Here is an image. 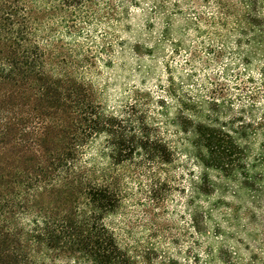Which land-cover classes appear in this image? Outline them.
<instances>
[{"label": "rangeland", "instance_id": "rangeland-1", "mask_svg": "<svg viewBox=\"0 0 264 264\" xmlns=\"http://www.w3.org/2000/svg\"><path fill=\"white\" fill-rule=\"evenodd\" d=\"M46 4L37 0L39 8ZM60 4L53 3L50 40L70 53L73 74L104 110L145 120L173 152L167 164L139 155L115 164L104 136L88 148L92 176L120 195L106 222L121 246L138 264H264V203L245 192L233 197L237 188L212 170L204 180L189 126H245L247 152L255 158L260 151L264 0H83L75 10Z\"/></svg>", "mask_w": 264, "mask_h": 264}, {"label": "trees", "instance_id": "trees-1", "mask_svg": "<svg viewBox=\"0 0 264 264\" xmlns=\"http://www.w3.org/2000/svg\"><path fill=\"white\" fill-rule=\"evenodd\" d=\"M46 1L0 0V264H138L106 222L120 195L92 176L84 157L101 136L115 164L135 155L167 164L173 152L145 120L104 110L73 74L70 53L50 40L55 0ZM60 2L75 10L83 0ZM232 124L190 122L203 178L212 170L237 188L233 197L245 192L262 204L264 142L252 158L241 140L247 129Z\"/></svg>", "mask_w": 264, "mask_h": 264}]
</instances>
